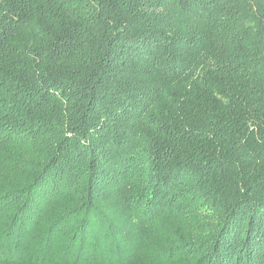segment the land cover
<instances>
[{"label": "trees", "instance_id": "obj_1", "mask_svg": "<svg viewBox=\"0 0 264 264\" xmlns=\"http://www.w3.org/2000/svg\"><path fill=\"white\" fill-rule=\"evenodd\" d=\"M0 264H264V0H0Z\"/></svg>", "mask_w": 264, "mask_h": 264}]
</instances>
